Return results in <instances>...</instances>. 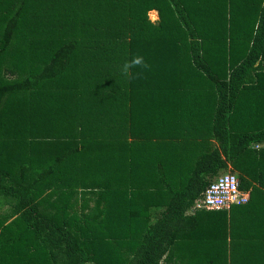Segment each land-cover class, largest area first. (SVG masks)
Returning a JSON list of instances; mask_svg holds the SVG:
<instances>
[{"label": "trees", "instance_id": "trees-1", "mask_svg": "<svg viewBox=\"0 0 264 264\" xmlns=\"http://www.w3.org/2000/svg\"><path fill=\"white\" fill-rule=\"evenodd\" d=\"M250 10L234 61L231 0H0V264H264ZM137 55L150 69L124 77ZM227 168L248 202L196 209Z\"/></svg>", "mask_w": 264, "mask_h": 264}, {"label": "crops", "instance_id": "crops-1", "mask_svg": "<svg viewBox=\"0 0 264 264\" xmlns=\"http://www.w3.org/2000/svg\"><path fill=\"white\" fill-rule=\"evenodd\" d=\"M263 0H231L232 6V22L228 33V39L230 40L229 44H231L232 51L231 57L234 61L241 60L245 53L246 49L250 46L251 40L254 34L255 29V12L254 10H250L252 7L259 6L262 4ZM222 3V2H221ZM150 13L156 14V19L158 20V14L156 11L152 10ZM157 20L151 21L152 23H156ZM201 25V24H200ZM206 26V24H205ZM215 28L210 31H206V29L202 30L203 34H210L213 39V46H217L220 43L221 38H219V34L223 33L222 28L218 29L217 25ZM202 28V27H200ZM225 29V28H224ZM210 32V33H207ZM225 32V31H224ZM210 37V36H208ZM222 46V45H221ZM213 53L210 52V55L214 56L216 50H212Z\"/></svg>", "mask_w": 264, "mask_h": 264}, {"label": "built area", "instance_id": "built-area-1", "mask_svg": "<svg viewBox=\"0 0 264 264\" xmlns=\"http://www.w3.org/2000/svg\"><path fill=\"white\" fill-rule=\"evenodd\" d=\"M248 200L249 193L240 189L238 177L229 172L212 181L194 207L205 211H228L233 206L246 204Z\"/></svg>", "mask_w": 264, "mask_h": 264}, {"label": "clouds", "instance_id": "clouds-1", "mask_svg": "<svg viewBox=\"0 0 264 264\" xmlns=\"http://www.w3.org/2000/svg\"><path fill=\"white\" fill-rule=\"evenodd\" d=\"M150 67L143 56L137 55L130 61H125L120 68V72L124 77H129L132 69H140L141 71L135 73V78H140L143 75V71L150 69Z\"/></svg>", "mask_w": 264, "mask_h": 264}, {"label": "rangeland", "instance_id": "rangeland-1", "mask_svg": "<svg viewBox=\"0 0 264 264\" xmlns=\"http://www.w3.org/2000/svg\"><path fill=\"white\" fill-rule=\"evenodd\" d=\"M148 19L149 20H151V21H155V20H157L156 19V14L155 13H148ZM233 173V174H235L236 175V173L234 172V171H231V169L230 168H227L226 170H222V171H220V174L218 175V176H220V175H222V174H225V173ZM218 176H216L214 179H213V181L216 179V178H218ZM237 176V175H236ZM46 191V190H45ZM228 212V211H227ZM209 214H212V213H209ZM185 263V261H183L182 259H181V257H179V255H168V257L166 258V260L164 259V261L161 263V264H184Z\"/></svg>", "mask_w": 264, "mask_h": 264}]
</instances>
